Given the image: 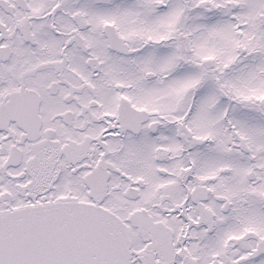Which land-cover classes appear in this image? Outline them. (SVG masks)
<instances>
[{
    "label": "snow or ice",
    "instance_id": "1",
    "mask_svg": "<svg viewBox=\"0 0 264 264\" xmlns=\"http://www.w3.org/2000/svg\"><path fill=\"white\" fill-rule=\"evenodd\" d=\"M0 264H264V0H0Z\"/></svg>",
    "mask_w": 264,
    "mask_h": 264
}]
</instances>
